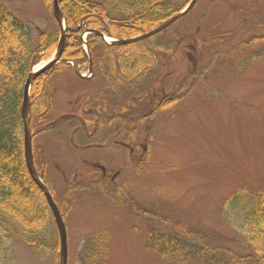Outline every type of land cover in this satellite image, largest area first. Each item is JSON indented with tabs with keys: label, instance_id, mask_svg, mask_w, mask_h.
I'll return each instance as SVG.
<instances>
[{
	"label": "rangeland",
	"instance_id": "obj_1",
	"mask_svg": "<svg viewBox=\"0 0 264 264\" xmlns=\"http://www.w3.org/2000/svg\"><path fill=\"white\" fill-rule=\"evenodd\" d=\"M4 3L34 28L53 26L42 0ZM263 35L264 0H198L147 39L121 48L97 44L105 59L97 58L93 76L87 64L80 70L87 79L67 70L47 82L45 109L30 120L32 154L65 224L67 264H79L98 239L104 264L201 263L148 249L151 230L180 236L181 253L184 235L228 242L234 230L229 199L264 195ZM103 70L119 73V82ZM162 95L177 101L138 123L135 107ZM97 98L129 109L107 131L101 123L88 125L99 137L85 140L73 118H93L82 108H96ZM224 210L228 218L221 217ZM8 249L11 264H55L18 241Z\"/></svg>",
	"mask_w": 264,
	"mask_h": 264
},
{
	"label": "trees",
	"instance_id": "obj_2",
	"mask_svg": "<svg viewBox=\"0 0 264 264\" xmlns=\"http://www.w3.org/2000/svg\"><path fill=\"white\" fill-rule=\"evenodd\" d=\"M190 1L58 0L66 26L62 50V59L66 62L58 63L32 83L31 122L39 108L45 109L43 102H46L44 96L47 82H52L57 73L73 70L67 63L69 61L78 65L80 70L88 64L82 41L85 31L100 32L117 40L132 38L169 21ZM42 4L52 15L51 0H42ZM59 36L60 28L55 20L50 28H34L12 17L4 0H0V264H11L8 245L13 241H18L41 255L49 256L55 264L58 261L59 240L53 216L43 195L28 176L24 164L20 108L23 85L28 74L42 61L51 58ZM260 38L264 39V35ZM86 44L93 72L98 65L97 58L101 62L105 59L101 52L95 50L97 44L107 48L123 47L107 45L95 33L87 35ZM108 66L105 62V69H113L111 65L110 68ZM138 100L130 103L137 105ZM176 101L166 95H162L157 101L149 100L146 104L135 107V110L139 109V116H135V120L138 123L149 120V117L155 116L158 111ZM127 109L129 107L124 105L123 110ZM31 126L33 127L32 124ZM31 133L33 147L35 133L32 129ZM38 174L43 181L40 173ZM44 184L46 185L45 182ZM112 199L115 197L112 196ZM226 211L231 213L234 226L228 242L211 241L199 233L193 237L184 235L188 244H181V253L177 246L180 236L151 230L148 249L152 248L163 258L183 257L182 261L188 262L196 257L201 260L200 264H264V195L251 197L235 194L229 199ZM226 211L221 213L222 218H228ZM152 218L159 220L157 215H152ZM103 245L104 240L98 239L96 249L86 250L87 255H82L79 264H104Z\"/></svg>",
	"mask_w": 264,
	"mask_h": 264
},
{
	"label": "water",
	"instance_id": "obj_3",
	"mask_svg": "<svg viewBox=\"0 0 264 264\" xmlns=\"http://www.w3.org/2000/svg\"><path fill=\"white\" fill-rule=\"evenodd\" d=\"M197 0H192L179 14L171 18L169 21L165 22L158 28H155L145 34L124 39V40H111L109 44L111 45H128L131 43H135L144 39H147L162 30L166 29L170 25H172L176 20L183 17L187 12H189L192 7L195 5ZM52 14L57 22L59 28H60V36L56 45V49L54 51L53 56L41 67L38 69L30 72L25 80V83L23 85V92H22V103L20 108V115L22 119V125H23V156H24V164L25 168L27 170L28 176L30 177L31 181L34 183V185L37 187L39 192L43 195L50 211L54 219L55 227L58 233V240H59V255H58V261L57 264H67V233L66 228L63 223V220L61 218L60 212L58 210L57 205L55 204L51 194L49 193L46 186L43 184V182L40 180L35 167L33 163V156H32V144H31V133H30V88L32 83L40 77L45 72L51 70L55 65H57L60 62H66L64 59H62V50L64 46L65 36H66V26L63 20L62 13L59 10L58 7V0H52ZM87 33H93L92 31H87ZM102 40H105V36L100 32H95ZM72 68L75 72V74L78 77H82L78 66L71 62ZM89 72H91V61L89 60Z\"/></svg>",
	"mask_w": 264,
	"mask_h": 264
},
{
	"label": "flooded vegetation",
	"instance_id": "obj_4",
	"mask_svg": "<svg viewBox=\"0 0 264 264\" xmlns=\"http://www.w3.org/2000/svg\"><path fill=\"white\" fill-rule=\"evenodd\" d=\"M102 74H104L105 77H108V76L114 77L115 78L114 83L119 82V76H120L119 73L108 72L107 70H103ZM113 88H115V87H113ZM113 95L116 96V94H114V93H113ZM98 96H99L98 98L101 97L100 95H98ZM98 98H97V100H98ZM96 104H97V106H96ZM94 106L96 108H89L87 110V112L84 111L85 108H82L84 113L92 116L93 118L85 119L84 117L80 118L78 115H74V117H76V118L72 117L73 119L79 121L78 126L76 128L74 127L75 132L78 133V131H80V133H82L85 136V140H94L95 138L99 137V131H98V134L96 132V129H94L91 132L88 125H91V126L98 125L99 126V123H101L102 124V131H104V130H106L105 127L107 125H110V124L114 125L117 121L121 120V116H119L118 114H120L121 110L124 109V107H122L120 105V102H118V101L117 102L114 101L112 103V105H107V104H104L103 102H101V99H99L96 103H94ZM69 117H71V116L69 115ZM129 119L131 120V118H129ZM66 120H68V118ZM128 134L130 135L131 131H129ZM93 166L102 172V177H106V170L104 167H102L98 163L93 164ZM115 177H116V175L112 176L110 178V181H113L115 179Z\"/></svg>",
	"mask_w": 264,
	"mask_h": 264
},
{
	"label": "bare ground",
	"instance_id": "obj_5",
	"mask_svg": "<svg viewBox=\"0 0 264 264\" xmlns=\"http://www.w3.org/2000/svg\"><path fill=\"white\" fill-rule=\"evenodd\" d=\"M105 40H106L107 42H111V40H110L109 38H105Z\"/></svg>",
	"mask_w": 264,
	"mask_h": 264
}]
</instances>
